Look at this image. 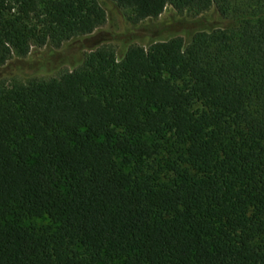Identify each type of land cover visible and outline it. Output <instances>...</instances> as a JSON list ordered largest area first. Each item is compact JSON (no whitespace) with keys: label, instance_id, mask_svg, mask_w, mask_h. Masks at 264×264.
<instances>
[{"label":"trees","instance_id":"trees-1","mask_svg":"<svg viewBox=\"0 0 264 264\" xmlns=\"http://www.w3.org/2000/svg\"><path fill=\"white\" fill-rule=\"evenodd\" d=\"M110 1L238 24L0 81V264H264V0ZM106 22L98 0H0V67Z\"/></svg>","mask_w":264,"mask_h":264},{"label":"rangeland","instance_id":"rangeland-1","mask_svg":"<svg viewBox=\"0 0 264 264\" xmlns=\"http://www.w3.org/2000/svg\"><path fill=\"white\" fill-rule=\"evenodd\" d=\"M107 12L106 24L91 35L75 37L59 48H40L41 53L49 56L44 64L30 69L19 61H13L8 66L0 67V81L7 84L27 83L31 79H50L59 77L64 72L79 68L86 55L103 45L113 47L119 59L133 45L148 47L151 43L173 34L189 35L198 31L211 32L215 29L234 27L238 20L221 16L212 8L202 14L192 11L178 12L168 6L164 13L156 19H147L140 23L130 20L131 12L118 7L110 0H98ZM34 28V25H32ZM152 141L161 144V154L156 160H148L147 165L155 166L163 163L169 155L175 152L176 136L166 132Z\"/></svg>","mask_w":264,"mask_h":264}]
</instances>
